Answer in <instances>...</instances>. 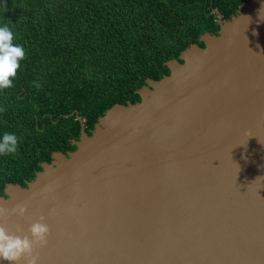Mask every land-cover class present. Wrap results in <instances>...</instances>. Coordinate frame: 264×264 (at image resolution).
I'll return each mask as SVG.
<instances>
[{"label":"water","instance_id":"obj_1","mask_svg":"<svg viewBox=\"0 0 264 264\" xmlns=\"http://www.w3.org/2000/svg\"><path fill=\"white\" fill-rule=\"evenodd\" d=\"M264 0L204 33L0 206L50 228L38 264H264ZM248 17L251 19L249 20ZM0 264H9L0 260ZM23 264V262H21Z\"/></svg>","mask_w":264,"mask_h":264},{"label":"trees","instance_id":"obj_2","mask_svg":"<svg viewBox=\"0 0 264 264\" xmlns=\"http://www.w3.org/2000/svg\"><path fill=\"white\" fill-rule=\"evenodd\" d=\"M249 0H0V27L25 50L13 87L0 90V139L18 138L0 155V196L26 183L54 152L74 151L82 120L89 133L115 104L138 102L147 79L169 74L199 37L217 35ZM181 62V61H180Z\"/></svg>","mask_w":264,"mask_h":264},{"label":"clouds","instance_id":"obj_3","mask_svg":"<svg viewBox=\"0 0 264 264\" xmlns=\"http://www.w3.org/2000/svg\"><path fill=\"white\" fill-rule=\"evenodd\" d=\"M260 13V19L264 20V8L260 9ZM13 40L11 29L7 25L0 27V90L13 87L20 62L26 58L24 48L14 44ZM17 151V136L5 133L0 139V155L15 154ZM26 214V204L12 209L0 206V260L9 264H38L40 257L37 250L47 245L51 234L46 218L41 215L29 226L27 233L20 225H16L15 231L5 227L10 215L23 218Z\"/></svg>","mask_w":264,"mask_h":264},{"label":"flooded vegetation","instance_id":"obj_4","mask_svg":"<svg viewBox=\"0 0 264 264\" xmlns=\"http://www.w3.org/2000/svg\"><path fill=\"white\" fill-rule=\"evenodd\" d=\"M231 17H232V16H230V18H231ZM221 20H225V19H223L222 16H221ZM217 21H218V17H217ZM198 46H199V45H198ZM199 47H200V46H199ZM203 47H204V45H203ZM203 47H200V48H203ZM180 61H181V60L178 59V62H179V63H182V61H181V62H180ZM139 99H140V98H139ZM97 122H98V121H97ZM95 125H96V124H94V127H95ZM94 127H93L92 130H89V133H86V132H85V133L87 134V136H90V135H91L92 131L94 130ZM80 130H81V129H80ZM84 131H85V130H84ZM79 138H80V133H79ZM74 141H75V140H74ZM77 141H79V139H78ZM68 152H72V151H67L66 153H68ZM66 153H65V154H66ZM51 161H52V155H51V160H50L48 163H51ZM46 163H47V162H46ZM3 196L5 197L4 192H3Z\"/></svg>","mask_w":264,"mask_h":264}]
</instances>
